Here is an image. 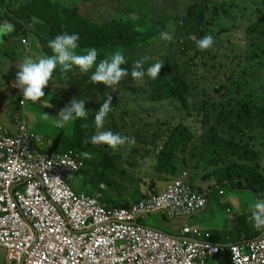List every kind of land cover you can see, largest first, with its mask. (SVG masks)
Masks as SVG:
<instances>
[{
	"label": "trees",
	"instance_id": "obj_1",
	"mask_svg": "<svg viewBox=\"0 0 264 264\" xmlns=\"http://www.w3.org/2000/svg\"><path fill=\"white\" fill-rule=\"evenodd\" d=\"M13 1L0 0V7L4 12L16 13L17 19H14V24L18 27L19 36L30 33L23 29L19 21L24 18L18 16L21 10V13L27 12L25 15L27 19L37 18L45 26V30L49 28V35L44 45L41 44V33L37 29L32 33L34 47L38 48L37 43H39L43 56L52 54L48 41L57 34L67 31L70 34H79L78 53L86 47L97 49V63L101 59L110 58L118 49L123 50L127 60V64L121 67L128 69L129 74L122 78L118 85L112 87L93 83L90 79L91 72L81 73L77 66H73L66 74H61L59 67L53 72L52 77L55 76L58 81V85L54 82L55 91L61 98L66 94H73L78 100L85 101L84 95L87 96L92 91L98 92L99 97L93 105V111L90 112L85 107L89 117L90 114L93 116L92 122L95 121V114L100 105L112 96V111L105 118L104 129L135 138L134 144L125 143L115 151H111L112 148L103 144L100 151L97 148L92 150L87 147L84 139V133L88 132V128L82 126L80 136L83 134V139L78 136L76 146L80 150L91 151L93 159H83L84 167L79 174L87 179L86 185L92 186V189L90 190L86 185L82 192L72 188L76 194L85 193L87 190L90 192L87 191L86 194H92L105 185L104 192H107L104 193L105 202L110 206L127 208L139 200L157 195L158 182L176 178L187 167L192 168L193 171L197 170L201 160L199 139L202 140L201 144L205 148L212 146L219 148L223 157L221 150L232 149V145L240 144L239 147H242L243 142L249 140L252 135L248 136V133L253 127L264 129V88L261 90L262 94L258 96H252L250 92L245 98L233 96L239 94V89L249 84L248 79L255 75L252 70L246 73V69H251L256 64L257 73H260L261 67L264 70V60H255L259 57L258 53H264V46L259 52L252 50L249 55L242 54L237 57L238 61L232 65L230 75L225 81L212 88L219 94V98H213L208 91L199 90L198 86V81H203L205 78L202 67L208 65L207 57L212 55L211 49L199 50L195 40L214 33L215 44L217 48H221L220 35L227 30L225 27H213H217V23L222 18L230 28H234L229 20V12L233 6L239 9L237 1L233 0L226 4L225 0H153L168 9L165 14H173L175 11L179 13V16L173 19V24L169 26L173 39L171 47L168 48L169 55L166 57L176 56L178 62L176 65L171 64L168 72L160 71L155 80L145 76L142 82L131 77V66L135 61L148 57L146 48L151 46L153 40L149 35L151 27L144 28L141 25L133 27L132 24H128L117 29L110 21L108 25L111 27L93 21H84L82 14H87L89 9L94 7L93 0L92 2L87 0L85 5L82 2L78 3V6L63 9L61 7L51 9L54 3L47 5V2L52 0H44L43 5L40 2L36 4L35 0H29L26 1V7L17 9L20 0ZM242 1L252 4L255 11L264 18L263 9L259 8V5L264 8V0ZM13 3L16 12L12 9ZM32 5L37 8L33 13ZM135 9L138 11V8ZM246 9L244 5L240 8L241 15L245 14ZM78 18L80 19L76 24ZM152 22L155 20H148L150 25ZM83 25L84 28H81ZM95 25L99 26L98 30H95ZM261 25L252 27L249 24L245 30L246 32L253 30V33L264 35V29L259 31ZM163 26L162 24V30ZM167 26L165 24V28ZM224 58L229 57L224 55ZM149 59L158 61L155 57H148L147 63ZM148 66L147 64L145 68ZM219 66L225 67L223 64ZM235 73L237 75H234ZM228 84L231 88L233 85L239 89L228 90ZM96 131L94 126L91 136ZM91 136L87 140L89 143ZM186 148L188 150L185 151ZM211 153L214 154L211 156ZM221 155L215 150L209 151L203 165L207 164L212 171L206 172L204 168L202 173H205V177L214 178L218 184H221L222 181L235 180L237 175L244 172L248 175L253 174L238 160L234 159L233 162L226 163ZM88 164L92 165L93 169L85 173L83 169ZM257 175L239 178L236 188L260 192L264 186V175ZM129 198L133 199L132 202L127 200ZM216 258H220L222 264H230L227 253L219 254Z\"/></svg>",
	"mask_w": 264,
	"mask_h": 264
},
{
	"label": "built area",
	"instance_id": "obj_2",
	"mask_svg": "<svg viewBox=\"0 0 264 264\" xmlns=\"http://www.w3.org/2000/svg\"><path fill=\"white\" fill-rule=\"evenodd\" d=\"M40 149V137L25 125L14 136L0 127L2 264H206L222 253L230 264H264V235L219 247L186 225L172 237L140 223L155 213L184 219L205 207L187 172L157 195L119 208L105 202L103 185L92 194L72 189L80 159Z\"/></svg>",
	"mask_w": 264,
	"mask_h": 264
},
{
	"label": "rangeland",
	"instance_id": "obj_3",
	"mask_svg": "<svg viewBox=\"0 0 264 264\" xmlns=\"http://www.w3.org/2000/svg\"><path fill=\"white\" fill-rule=\"evenodd\" d=\"M36 4L40 2V4H44V0H35ZM159 1V0H156ZM233 0H225L226 4L231 3ZM238 2L239 9L235 6L230 8L229 12V20L231 24L234 26V28H230L226 22L221 18L220 21L217 23V27H225L226 32L221 33V48H217L216 44L211 49V55L207 57L208 65L206 67H202L203 74H204V80L198 81L199 90H206L208 91L213 98H219V94L215 93L212 88L217 85L218 83L225 81V79L230 75L231 73V67L232 65L238 61L237 57L241 56L242 54H250L252 50H255L259 52L260 48L264 46V39L263 34H260L258 32L253 33V30H248L246 32L245 27L247 25H251L252 27H256L260 24H262L261 30L264 29V18L262 15H259L256 9L252 4H247L242 0H234ZM14 2V1H13ZM84 2V5L87 3V0H52L48 1L47 5L50 3H54L51 9H58L61 7L62 9L64 7H73L76 6L78 3ZM92 2V0H91ZM107 3H109V6H107ZM27 2L26 0H20L18 3V8L26 7ZM81 5V4H80ZM246 6V10L244 11V15H241L240 8L242 6ZM93 6L89 9V12L87 14H82L84 21H93L96 23H100L101 25H105L107 27H111L108 25V22L110 21L112 23V26L114 25L115 28L121 29L124 25L132 24L133 27H137L141 25L144 28L151 27V30H149V35H151L150 39L153 38L151 42V46L149 48H146V51L148 53V57L150 58H157L158 61L164 62L161 71L162 73H166L171 68V64H177L178 59L176 56H173L172 58H166L168 54V48L172 45L171 41H165L161 38L162 32H170L169 26L173 24V19L177 18L179 16V13L175 11L173 14H165L168 9L161 5L160 3H157L153 0H93ZM39 7V6H38ZM138 8V11L135 9ZM260 9L264 8L263 6L259 5ZM16 10L13 3V11ZM17 11V10H16ZM30 11V10H28ZM94 11L97 12V16L94 15ZM22 10L19 14H21ZM253 12V13H251ZM27 12L24 11L23 16L24 18ZM14 14V13H13ZM104 14L106 15L103 21L99 15ZM16 16V14H14ZM37 19V18H36ZM35 19V21H36ZM80 18L76 19V24ZM113 19L115 20L113 22ZM148 20H155V22H152V25L148 23ZM94 24V23H93ZM163 26V30L162 28ZM165 24H167V28H165ZM96 29H99L98 25H95ZM81 28H84V25L81 26ZM35 29H37L42 37L41 44L44 45L46 43V38L49 35V28L45 30V26L41 24L38 20L35 24ZM171 33V32H170ZM211 34V33H210ZM32 37V33L30 34ZM214 37V33L211 34ZM215 40V37H214ZM4 41V40H3ZM118 41H121L118 39ZM1 43V40H0ZM38 48H36V58L37 55L39 57V53H42V48L39 43ZM20 46L19 49L15 50V54L17 56L22 53L23 49L20 43L18 44ZM224 55H227L229 58H224ZM236 55V57H233ZM259 57L255 60H264V53H258ZM12 56V52H9L8 50H5L3 53H0V73L1 70H3V74H7L8 68L6 63L10 60ZM155 59H149V63H145L144 66L150 65L155 63V61H151ZM228 61V63H227ZM219 64H223L225 67H220ZM264 65V64H263ZM256 64L251 69H246V73L252 72L255 73L254 77H250L248 80L249 84L247 83L246 86H243L241 89L239 87L233 86L232 88L229 87L228 84V90H236L239 89V94H235L233 96L237 98H245L246 94L250 92L252 96H258L262 94L261 90L264 88V70L263 67H261L260 73H257ZM253 73V74H254ZM234 75H237L235 73ZM234 78V76H233ZM54 82L58 85V81L56 80V77L53 76L52 79L48 82V84L44 88L45 96L41 98L39 101V105L35 106L31 102H27L25 106H21L19 104V99L16 96H5L2 95V98H6V101L9 103L11 107H14L17 110L21 109L22 114H25L26 116H23V118L30 124H34L36 122V114L35 112H38L40 116H44V113L48 114L49 117L46 121L41 122L39 124H36L34 126V133H36L40 137V142H42L41 151L42 152H51L61 155H68L74 158L80 159L81 163L84 167V158L81 156V153L84 152L83 150H80L76 146V139H78V136H80V133L83 128L87 127L88 132L86 131L84 133V139L87 141L89 140L91 134L94 131L95 121H93V116L89 113L84 118H79L71 122L70 124L66 125L64 129H60L54 126V121L57 119L56 115H58L59 110L64 107L66 104H68L73 98L78 99L76 95L73 94H66L62 96H59L57 91H55ZM246 82V81H245ZM2 89L0 88V91ZM14 93V92H13ZM85 99V107L92 112L93 111V105L96 103L97 98L99 97L98 92H91ZM45 105L47 108H50V110L44 112V109L41 107ZM8 113V114H6ZM4 117L1 120V123L5 125V127L10 131L14 132L16 129V126L14 123H12L9 120V116L11 114V111L5 112ZM92 116V117H91ZM92 119V121H91ZM23 121V120H22ZM128 123V122H127ZM76 124V127H75ZM253 129L258 133H256L254 136L255 140H259V133L261 132V129L254 128ZM250 134H253L252 131L248 133V136ZM81 139H83V134L80 136ZM201 139H199V149H201V160L198 164L196 171H203L204 168H206V172L212 171V168L208 167L207 164L205 166L203 165L204 159H206L207 154L209 151H217L219 155H221L219 148L217 147H210L205 148L201 144ZM87 147L92 150L100 151L102 146L101 145H93L92 143L87 142ZM194 146V143H193ZM240 146V144H239ZM238 145H232V149H225L221 151H225L226 153V159L230 160V162H233V160H237L239 155L243 154V149L239 147ZM121 148V146H119ZM214 150H213V149ZM44 150V151H43ZM188 150V148L185 149V151ZM111 151H115L111 149ZM91 152V151H90ZM92 153V152H91ZM99 153V152H97ZM120 154V153H119ZM119 154H115L116 156ZM214 153H211V156ZM259 153H255L257 156ZM222 157V155H221ZM93 169V166L88 164L83 171L86 173L88 170ZM181 173V172H180ZM179 173V174H180ZM194 171L191 173V180L193 186H195L196 176ZM179 178V175L176 177ZM173 178V179H176ZM92 181V180H91ZM90 181V182H91ZM87 183V179L83 177L82 174H78L72 178V181L70 182V185L73 189L77 191H84L85 186ZM90 190L92 189V186L86 185ZM105 187V185H103ZM131 190L130 188H127ZM105 190V189H104ZM223 190H226L224 188ZM89 191V190H87ZM85 191V193L87 192ZM90 192V191H89ZM123 192V191H122ZM103 196L105 192H102ZM107 194V192L105 193ZM128 194H125L127 196ZM105 197V196H104ZM129 202H132L133 199L129 198L127 199ZM186 219V218H184ZM175 220V221H172ZM180 220L178 219H167L165 218L161 213H155L151 214L146 218L140 219V223L143 224L146 227L161 231L168 235H174L176 234V231L173 229L174 223L180 224ZM215 260V256L209 257L206 260V264H213ZM0 263H3V253H1L0 257Z\"/></svg>",
	"mask_w": 264,
	"mask_h": 264
},
{
	"label": "clouds",
	"instance_id": "obj_4",
	"mask_svg": "<svg viewBox=\"0 0 264 264\" xmlns=\"http://www.w3.org/2000/svg\"><path fill=\"white\" fill-rule=\"evenodd\" d=\"M6 13L7 14L3 15V18L6 16L10 17L8 15L10 12ZM8 19L12 23L7 20L0 22V40L15 30V25L13 23L14 19H17V16L14 15V17ZM23 20L30 22L23 23ZM19 21L23 29L30 32L27 33V35H21L20 42L26 47H30L32 40L30 35L32 33V19L22 18L19 19ZM160 35L165 41H171L173 39L170 32H162ZM24 40L26 42H23ZM79 41V34H70L65 31L57 34L53 39L48 41V47L52 51L51 55H44L35 59L30 55L24 58L23 62L18 66L19 71L16 73L15 81L12 85L21 90V95L17 96L21 106H25L27 102L36 103L45 96L44 88L52 79L53 72L57 67H59L61 74H66L73 66H77L81 73L87 74L91 72L90 79L93 83H102L108 87L118 85L121 79L129 74L128 69L121 67V65L127 64L123 50L118 49L110 58L101 59L99 63H97V49L95 47H86L78 53L77 50L80 49ZM195 44L199 50L205 51L214 47L215 40L211 34H206L202 38L195 40ZM147 60L148 57H145L143 60H137L132 64L130 74L134 80L142 82L145 76L155 80L159 76L164 62L157 61L145 68L144 65ZM93 69L94 71H92ZM111 111L112 96H109L105 102L100 105L95 114V126L97 131L91 136V143L93 145H107L113 150H116L119 146L125 145V143L134 144V137L122 136L111 130L104 129L105 118ZM87 115L88 112L85 108V101L73 98L59 110L58 115H56L57 119L54 121V126L64 129L66 125L74 120L84 118ZM48 117L49 115L44 113L43 118L48 119ZM16 123L18 126L15 133L9 132L2 127L1 124L0 127L14 136L18 133L20 126L23 124L28 131L32 133L25 122L16 120ZM87 142L88 141H85V143ZM81 156L84 159H93V154L88 151L82 152ZM69 179H71V176H69ZM248 219L255 230L264 232V198L257 199L250 205V216ZM212 251H217V249L214 248Z\"/></svg>",
	"mask_w": 264,
	"mask_h": 264
},
{
	"label": "crops",
	"instance_id": "obj_5",
	"mask_svg": "<svg viewBox=\"0 0 264 264\" xmlns=\"http://www.w3.org/2000/svg\"><path fill=\"white\" fill-rule=\"evenodd\" d=\"M32 4L34 3L32 2ZM107 6H109V3ZM35 10H37V8L32 5V13ZM4 14H6V12H3L2 8L0 7V22H3L5 20L9 21L8 16L3 18ZM8 15L10 17H14V14L12 13H9ZM94 15L97 16L96 11H94ZM18 16H23V13L18 14ZM105 16L106 15L104 14L99 15V17L103 21H106L104 20ZM35 19L36 18L32 19V33H35V24L38 20L36 19L35 21ZM27 22L30 21L23 20V23ZM18 32V27L15 25V30L9 35L3 37L0 43V53H3L5 50L12 52L10 60L6 63L8 68L7 74H3V70H1L0 73V88L2 89L0 91V124L2 125V127L7 129L5 125L1 123V120L4 117L5 112L11 111L9 120L15 124L16 129L14 132H12L8 128L7 130L9 132L15 133L17 131L18 125L16 123V120H23V122H25L30 128V131L34 132V126L46 121L47 119H44L43 115L40 116L38 112L34 111V114H36V122H34V124H30L23 118V116L26 115L22 114L21 109L17 110L14 107H11L6 101V98H2V95H21V90L12 86L15 81L16 73L19 71L18 66L23 62L25 57H29L30 55H32L33 59L36 58V48L34 47V40H31L32 48L31 46L26 47L25 45L21 44L20 38L22 36H19ZM19 43L22 46L21 48L23 49V51L19 56H17L14 52L15 50L20 48V46L18 45ZM42 56V53H39V57ZM39 103L40 101H37L32 105L38 106ZM41 108L44 109V112H46L50 110L51 107L47 108L45 105H43ZM252 132L253 134L249 137V140L247 139V141L243 142V144L241 145L243 154L239 155L237 158L240 164H242L244 167H247V169H249L248 171L253 173L252 175H248L246 172H244L237 175L235 180L222 181L221 184H218V182L214 178H209L207 176L205 177V173H202L203 171L198 172L195 170L194 172L197 175L195 176V186H193L190 182L193 169L187 167V169L182 170V172L188 173L189 183L192 189L204 195L206 199V205L201 211H198L191 217H188L186 219H178L181 221L180 224L174 223L173 225V229L174 231H176V234L169 236L178 237L180 228L183 225H186L189 228L198 229L203 233H209L210 240L213 244L219 247H226L229 244L246 242L264 235V232L255 230L248 219V217L250 216V205L254 203L255 200L264 198V186H262L260 192H255L248 189H237L235 186L240 181V179H243L244 177L258 176L257 174H260V176L264 175V129H262L259 133L258 141L254 139V133H256L257 135L258 133L254 129L252 130ZM40 143L42 147V142ZM256 152L259 153L257 156L255 155ZM226 156V153L223 151L222 158L226 163H231L230 160L226 159ZM172 180L174 179L168 178L165 182H158L156 185L157 192H162L167 184ZM224 188H226V190H223ZM220 192L221 194H219ZM213 264H222L220 258L215 257Z\"/></svg>",
	"mask_w": 264,
	"mask_h": 264
}]
</instances>
